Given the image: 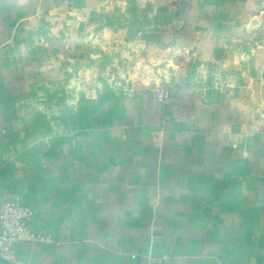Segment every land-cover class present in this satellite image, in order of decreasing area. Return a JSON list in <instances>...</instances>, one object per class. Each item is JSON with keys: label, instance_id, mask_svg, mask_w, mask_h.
<instances>
[{"label": "crops", "instance_id": "1", "mask_svg": "<svg viewBox=\"0 0 264 264\" xmlns=\"http://www.w3.org/2000/svg\"><path fill=\"white\" fill-rule=\"evenodd\" d=\"M7 200L24 264H264V0H0Z\"/></svg>", "mask_w": 264, "mask_h": 264}, {"label": "built area", "instance_id": "2", "mask_svg": "<svg viewBox=\"0 0 264 264\" xmlns=\"http://www.w3.org/2000/svg\"><path fill=\"white\" fill-rule=\"evenodd\" d=\"M157 99L165 102L171 95L167 87L155 89ZM33 209L19 200H7L0 206V260L8 264H24L19 261L16 244L20 242H45L48 238L32 226Z\"/></svg>", "mask_w": 264, "mask_h": 264}]
</instances>
